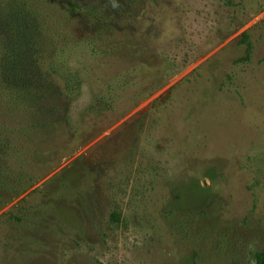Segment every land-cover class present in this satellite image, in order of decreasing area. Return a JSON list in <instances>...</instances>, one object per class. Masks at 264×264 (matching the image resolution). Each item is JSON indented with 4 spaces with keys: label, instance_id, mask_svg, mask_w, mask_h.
Instances as JSON below:
<instances>
[{
    "label": "rangeland",
    "instance_id": "374dc122",
    "mask_svg": "<svg viewBox=\"0 0 264 264\" xmlns=\"http://www.w3.org/2000/svg\"><path fill=\"white\" fill-rule=\"evenodd\" d=\"M131 13L104 42L83 19L53 22L71 135L55 169L0 206V264L264 252V0H142Z\"/></svg>",
    "mask_w": 264,
    "mask_h": 264
},
{
    "label": "trees",
    "instance_id": "16d2710c",
    "mask_svg": "<svg viewBox=\"0 0 264 264\" xmlns=\"http://www.w3.org/2000/svg\"><path fill=\"white\" fill-rule=\"evenodd\" d=\"M112 2L0 0V206L53 171L59 142L71 135L65 105L75 87L57 73L53 22L68 29L83 19L97 25V37L109 41L107 33L122 30L125 17L142 9V0H116L115 8ZM256 264H264V252L256 255Z\"/></svg>",
    "mask_w": 264,
    "mask_h": 264
},
{
    "label": "clouds",
    "instance_id": "9594fccd",
    "mask_svg": "<svg viewBox=\"0 0 264 264\" xmlns=\"http://www.w3.org/2000/svg\"><path fill=\"white\" fill-rule=\"evenodd\" d=\"M112 6H113L114 8L118 6L116 0H113V2H112Z\"/></svg>",
    "mask_w": 264,
    "mask_h": 264
}]
</instances>
